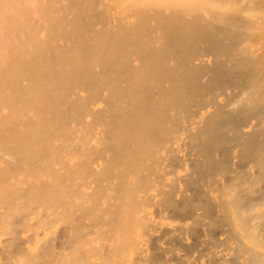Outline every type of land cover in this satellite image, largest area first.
Here are the masks:
<instances>
[{
    "label": "bare ground",
    "instance_id": "bare-ground-1",
    "mask_svg": "<svg viewBox=\"0 0 264 264\" xmlns=\"http://www.w3.org/2000/svg\"><path fill=\"white\" fill-rule=\"evenodd\" d=\"M0 264H264V0H0Z\"/></svg>",
    "mask_w": 264,
    "mask_h": 264
}]
</instances>
